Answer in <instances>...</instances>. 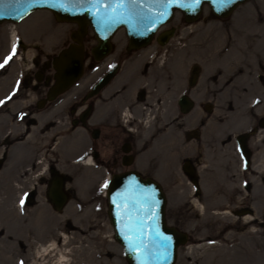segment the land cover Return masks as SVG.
Here are the masks:
<instances>
[{
  "label": "rangeland",
  "instance_id": "obj_1",
  "mask_svg": "<svg viewBox=\"0 0 264 264\" xmlns=\"http://www.w3.org/2000/svg\"><path fill=\"white\" fill-rule=\"evenodd\" d=\"M16 27L26 48L19 51L10 38ZM171 28L174 36L190 38L185 40L188 46L203 47L201 81L213 85L218 93L220 104H215L214 117L220 123L221 137L247 133L252 152L250 169L244 173L223 168L198 172L200 187L196 191L179 168L170 179L166 170L157 174L176 186L166 189L168 226L189 237L178 249L176 264H264V0H249L224 20L215 18L206 7L201 20L191 26L176 12L156 35ZM77 29L76 24L57 22L47 10L34 12L19 24L0 25V105H5L0 106V128L9 127L0 130V160L6 156L0 167V264H38V253L52 243L67 252L64 264H129L115 240L107 191L97 184L95 173L90 178L88 166L79 161L69 171L72 181L66 189L70 201L62 212L53 207L46 187L38 188L33 204L21 206L25 193L32 190L21 179L31 152L50 147L53 139L39 132L41 123L25 137L27 128L19 113L38 104L42 90L35 89V75L29 74L32 81L27 86L24 78L32 72L35 58L45 61L72 44L71 35ZM125 38L123 29L114 36L118 50ZM96 44L89 29L85 45ZM9 56L12 58L5 63ZM99 73L89 71L72 93L87 82L89 87ZM60 146L53 148L57 151ZM223 153L228 157L222 156L221 165L235 158ZM244 215L256 220L244 225Z\"/></svg>",
  "mask_w": 264,
  "mask_h": 264
},
{
  "label": "flooded vegetation",
  "instance_id": "obj_2",
  "mask_svg": "<svg viewBox=\"0 0 264 264\" xmlns=\"http://www.w3.org/2000/svg\"><path fill=\"white\" fill-rule=\"evenodd\" d=\"M181 16L188 24L186 17ZM167 31L162 30L150 46L140 50L130 49L127 36L120 50L112 41V51L101 60L88 51L94 46L89 48L84 43V76L54 101H48V94L55 84V58L60 53L47 56L45 61L33 60V70L26 74L24 84L31 83L29 74L35 75V89L42 90V98L19 115L27 128L25 137L36 128L34 125L41 123L39 132L53 137V143L37 149L33 159H28L21 179L23 186L32 190L25 193V203H34L38 188L46 187L48 195L51 186L59 183L67 200L65 209L70 201L66 189L72 181L69 171L78 161L85 166L83 160L87 156L90 178L95 173L93 178L106 191L115 176L137 173L159 183L166 197V189L176 186L158 177L164 170L170 179L173 170L179 168L196 191L200 187V171L223 168L244 173L250 169L251 136L240 132L222 138L220 123L215 122V104L220 101L213 85L201 81L205 66L203 47L188 46L187 37L161 39ZM17 47L18 51L26 49L20 39ZM89 71L100 73L89 87L87 82L83 89L72 93ZM104 79L107 83L96 91ZM8 129L6 124L0 128L1 132ZM57 144L61 146L55 151ZM222 151L235 158L221 165L223 157H228ZM5 159L6 156L0 160V167Z\"/></svg>",
  "mask_w": 264,
  "mask_h": 264
},
{
  "label": "water",
  "instance_id": "obj_3",
  "mask_svg": "<svg viewBox=\"0 0 264 264\" xmlns=\"http://www.w3.org/2000/svg\"><path fill=\"white\" fill-rule=\"evenodd\" d=\"M248 1L233 0L221 8L213 0H201L199 6L189 8V0L173 4H168V0H138L136 4L123 0L122 6L120 0H57L56 6L46 0H20L19 3L0 0V25L17 24L34 12L47 10L57 22L78 26L71 36L73 44L55 58L57 74L48 94V101H54L84 76V41L89 29L97 40L92 53L96 60H101L112 51V39L119 30H125L131 50H140L151 45L158 31L172 21L177 11L186 17L187 23L198 21L205 6L215 18L228 19ZM174 33V29L169 30L160 38L166 40ZM107 81L104 79L98 84L96 91ZM61 190L59 183H54L48 191V198L57 212L63 211L67 201ZM108 200L115 240L123 247L129 264H176L178 249L189 242V237L168 226L167 198L159 183L137 173L115 176L108 189ZM164 238H169L167 250L163 247Z\"/></svg>",
  "mask_w": 264,
  "mask_h": 264
},
{
  "label": "bare ground",
  "instance_id": "obj_4",
  "mask_svg": "<svg viewBox=\"0 0 264 264\" xmlns=\"http://www.w3.org/2000/svg\"><path fill=\"white\" fill-rule=\"evenodd\" d=\"M191 26V25H189ZM10 38H11V43L14 46L18 40H19V33L17 32V27L13 28L10 32ZM254 106V105H253ZM251 106V107H253ZM254 108V107H253ZM35 152H31V159H33ZM83 163H85L88 166V156L84 158ZM263 164H261L264 168V161H262ZM85 165V166H86ZM41 166V165H40ZM264 173V170L262 171ZM248 214V213H247ZM247 218L249 219V222H247ZM244 223V225H249L256 220V218L249 217L247 215H244V217L241 219ZM67 252H63L61 250L57 249L56 243H52L49 247L43 248L42 251L38 253V260L40 261L38 264H64L65 262L68 261L66 258ZM59 256V257H57ZM67 264V263H66Z\"/></svg>",
  "mask_w": 264,
  "mask_h": 264
},
{
  "label": "snow or ice",
  "instance_id": "obj_5",
  "mask_svg": "<svg viewBox=\"0 0 264 264\" xmlns=\"http://www.w3.org/2000/svg\"><path fill=\"white\" fill-rule=\"evenodd\" d=\"M16 2L19 3L20 0H16ZM46 2H50V3H52V6H56L57 0H46ZM89 2H93V0H89ZM137 2H138V0H130V3H132V4H136ZM173 3H181V0H168V4H173ZM200 3H201V0H189L187 7L195 8V7L199 6ZM213 3L218 4L221 8H223V7L233 3V0H213ZM120 4L122 6L123 0H120ZM181 6H184V5L181 4ZM165 7H167V5H165ZM12 55H15V47H13ZM11 58H12L11 56L7 57L5 60V63H7V61L10 60ZM0 67H3V65H0ZM0 103H3V102L0 101ZM104 186L107 187V182H105ZM23 204H24V201L21 200V206H23ZM153 215H154V213H153ZM125 238L128 239L131 243H134L131 241V237L126 236ZM168 239L169 238H164L165 243H164L163 247L165 248V250H167V247H168V244H167Z\"/></svg>",
  "mask_w": 264,
  "mask_h": 264
}]
</instances>
